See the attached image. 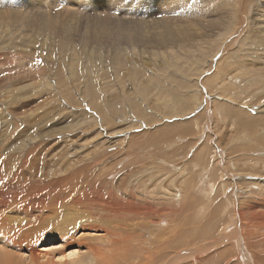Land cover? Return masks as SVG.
Returning a JSON list of instances; mask_svg holds the SVG:
<instances>
[{
	"label": "rangeland",
	"instance_id": "374dc122",
	"mask_svg": "<svg viewBox=\"0 0 264 264\" xmlns=\"http://www.w3.org/2000/svg\"><path fill=\"white\" fill-rule=\"evenodd\" d=\"M162 1L164 6L160 5L161 0H0V13L3 11L2 15L5 14L0 19V26L2 27L0 29V141L2 142H0V149L4 150L3 145L6 144L5 140H8L7 149L10 147L18 149L24 144L26 146L22 147V152H27V147L30 145L34 146L37 141H40L42 144L41 149L39 150L35 146L29 152L31 156L29 163L33 169L36 164L40 169L41 166L43 168L45 165L41 164L42 160L40 159L46 155V160H48V156L52 155V157L59 156L56 162L57 166L62 167L65 163L66 165L63 169H66L68 165L72 164L69 169H84L87 176L95 173H104L105 170L107 171V173H104L106 177V174L110 173V169L111 172L114 171L113 181L101 179L96 174L98 177L97 186L99 188L102 187V189L98 188L99 191H94L95 195L100 194V191H103L107 185L115 186L114 190L116 193L120 192L119 186L126 184V178L134 185L136 194L141 192V188L143 189L141 194H144L145 186L150 187L154 191L150 197L152 196L151 198L156 199L155 202L152 201V204L161 203L169 209L167 211L169 215L167 219H170L169 221L167 220L168 223L166 225L168 227H173V225L181 227L180 231H177L179 235L177 233L172 234L176 235V237L167 235L174 239L172 241L173 245L161 248L158 242L154 241L158 236L157 234H161L163 229V227L159 228L160 221L157 220V217L151 215V223H147L148 219H138L137 222L145 220L144 222L148 225L151 232L150 235L154 239L146 238L143 241L132 244L136 253L140 252L143 247L153 249L149 256L143 253L138 256L140 264H146L142 262L144 256L156 257L154 264L160 263L165 258L167 260L172 259L174 254L172 251L178 249L180 245L181 249L178 250L184 255H182L183 258L180 262L174 264H196L199 262V264H223L220 253H225L226 256L227 254L230 255L228 253L231 252L229 249L230 243L220 244L217 247L213 245L208 250H206L207 248L202 249L206 245L205 243L212 241L218 235L216 232L218 230L216 227L215 229L213 228V235H209L194 228L197 227V223L198 226L201 225L199 220L203 218L204 220L227 218L225 214L217 213V210L222 208L221 203L230 196V188L232 186L229 188V185L238 176L232 177V174H229L228 167L232 168L231 161L228 163L223 156H218L216 154L217 149L222 150L224 153L233 150L232 153H235L234 155H238L241 152L244 153L245 150L238 146L246 141L247 144L248 140L235 141L234 131L241 130L240 125L245 126L248 130H250L249 127L258 129V127H255L256 125L264 126V111L259 112L262 109L248 108L257 106L254 105L257 98L255 99L252 96L246 97L242 104L245 94L243 95L239 90H236L233 92L234 94L236 93V98L237 96L242 98L240 105L244 107L241 109L251 114L250 123H242L248 116L243 115L242 119L233 113L231 115L234 119L228 116L226 119L219 121L218 119L225 113L218 111L220 109L218 102L226 105L233 103L235 102L233 101V95H228L227 99L229 101H226L221 99L222 95L216 96V93H218L217 89H212L216 93H210L205 90L210 87L207 82L217 77V72L222 67L223 70L228 71V74L230 73L229 76H234L236 73L234 72V61H238L235 55L237 48L247 52L243 32L235 40L236 42H223L219 51H217V55L211 57L218 46L214 42L215 31H211V28L209 29L207 26L215 18L214 16L212 18V14L208 13V11L219 2L226 4L225 8L233 7V0H229V2L228 0H217L214 2L215 4L207 2V0H195V2L193 0ZM166 1H168V5L165 4ZM173 1L175 2L173 3ZM258 1L264 5L263 0ZM256 4L251 6L249 10L256 7ZM188 5H191V7H188ZM261 10L257 8L255 12ZM16 11L35 17L40 15L48 20L51 18L56 21V28H53L50 33H46V31L44 33V31L34 28L28 18H23L24 23L19 19L8 18L9 15ZM174 12H179V15L174 14ZM147 13L150 14L148 15ZM251 13H247L249 21L254 16V13ZM122 17L127 18L123 19ZM162 18L168 21L169 24L181 25L185 22V24L190 23V26L195 27L192 28L193 30L190 28L189 31L195 37H198L201 42L195 39L197 40L195 43L196 48L195 46L192 47V53L183 50V47L179 48L178 46L181 45V42L179 45L175 44L176 46L170 47L155 46L149 42L153 26L148 23L154 24L158 19L161 20ZM117 20L125 25V27L119 28V34L123 38L121 40L126 39L125 36L127 35L122 33H126L128 30H132L136 34L131 41L111 43L110 36L118 35L115 31L119 24ZM147 21L148 23H146ZM69 25H74L75 28L72 26L70 30L73 43H66L67 47V45H62L58 42V35L60 31L65 30V27ZM4 27L5 29H3ZM86 27L90 29L88 30L89 42H83L80 38L83 28ZM105 27L106 29H104ZM146 32L150 33L147 34ZM149 34L150 36H148ZM92 37H95L96 41L101 43H94ZM201 37L203 40H201ZM60 44L62 47H59ZM62 48H65L67 52ZM97 49L100 50L97 51ZM63 51H65V54L67 53V58H61L62 56L60 55L65 57ZM97 58L99 61L95 63ZM251 58L253 62L256 55ZM243 60L246 63L242 62L247 65L250 59L245 56ZM220 63L223 64L221 68ZM259 63L261 62H257L256 66ZM246 67L242 69V72L235 74V77L239 78L235 86H238V89L244 87L246 90L258 91L259 95L264 94V84L261 85L264 83V73L259 72L257 68L255 69V66L245 72ZM81 69L82 71H80ZM84 69L86 70L84 71ZM90 73L96 80L94 86L98 91L96 95L99 96H95L96 101H94L92 108L89 105L91 97L85 93L87 77ZM251 83L253 87H251ZM201 84L204 86L206 94L201 91L203 89ZM259 85L262 86L260 91L258 90V88L260 89ZM82 92L84 93L82 94ZM72 98L73 102H70L71 100L69 99ZM178 100L181 101L178 102ZM183 102L186 103V106H179ZM247 102H250L248 103L250 104L249 106L245 104ZM74 103H77V105H74ZM17 106L18 108H16ZM96 109L102 113V117H96ZM261 114L262 116L260 117L262 118L258 119L257 116ZM239 119L242 122H239ZM235 121H238V123L232 125ZM197 127H203L202 134ZM239 134L241 135V133ZM258 137L260 135H251L252 143H256L255 139ZM228 146L233 147L228 149ZM234 146L237 147L236 152L234 151L236 149ZM15 152L13 151V153ZM36 157L37 159L34 161ZM260 157L262 160L264 159V152L255 155V158ZM44 160L43 163H45ZM217 162H220V167H225V171H220L222 174L235 178L233 180L227 176V178L223 177L220 179L226 182L227 185V192L222 197L221 195L218 197L217 189L219 186H215L216 189L214 188L213 191H210L209 188V181L217 173L212 170L217 166ZM155 169L159 170L156 171ZM215 169L217 170V167ZM180 171H183V174ZM259 179L263 178L259 177ZM245 181L247 182V179ZM160 185H162V188ZM239 186L238 189L243 194L246 189H249L247 188L249 187V182L248 186L245 187L246 189ZM176 189H178L176 193L183 194V196L180 195V205L173 202L175 197L171 198L169 196L168 201L161 199L162 196H165L167 190H171L170 193L174 195L176 194ZM256 191L258 192L257 189ZM160 192L161 196H159ZM203 192L209 196L207 198L203 197ZM103 196L105 197V195ZM246 196L249 197V195ZM139 200V198L136 199L137 202H141ZM170 211L172 212L171 215ZM199 212H202L203 216ZM99 214L101 216L100 212ZM228 218H230V214ZM130 220L132 222L134 219L131 217L128 222ZM166 225L165 227H167ZM205 225H207V231H210L212 227L209 226L208 222ZM150 226H152V229H150ZM164 233L169 234L165 230ZM181 234H184V237ZM180 236L182 238L177 239ZM213 242L215 243L214 240ZM198 244H200L199 247H197ZM177 245L179 246L176 247ZM187 245L189 247L186 249ZM58 246V242H47L40 246L38 250L40 253H50L57 250ZM0 248H2L0 249L2 251L0 254L4 251H9V249L6 250L1 245ZM160 248L162 250L161 253H164L165 256L156 255V252L160 254ZM12 252L10 251L9 255ZM81 252L84 251L82 250ZM189 252L190 254L193 252L191 254L193 255L192 257ZM13 253L15 260L12 259L14 262L21 260L17 264H29L28 259L24 257L26 255L20 256L18 254L16 256L15 252ZM56 258L57 256L53 258L52 263L60 264V262L56 261ZM193 258L196 260L195 263H193ZM46 259H49V257H45L44 260L40 254L39 256L37 254L34 263L49 264L46 263ZM83 259L86 260L87 258L83 257ZM131 262L133 263L130 260ZM234 263L236 262L234 261Z\"/></svg>",
	"mask_w": 264,
	"mask_h": 264
},
{
	"label": "bare ground",
	"instance_id": "6f19581e",
	"mask_svg": "<svg viewBox=\"0 0 264 264\" xmlns=\"http://www.w3.org/2000/svg\"><path fill=\"white\" fill-rule=\"evenodd\" d=\"M184 1H181V2H184ZM215 1H217V0H207V2H211V3H214ZM162 2L163 1L161 0L160 5L164 6V3L162 4ZM167 2L168 1H166L165 4H167ZM174 2L175 1H173V3ZM228 2H229V0H228ZM232 4H233V7H230L231 9L225 8L226 4L224 5L222 2H219L217 5H214L212 8H210V10L207 9V10H209L208 13L212 14V18H213V16L215 17L207 24V26L209 27V29L211 28V31H215L216 36L214 38V42L218 46L214 50L211 57H214L217 55V51H219L220 45H222L223 42L230 41V43H232L236 39H238L239 36H241L244 32V36H243L244 41H245L244 44L246 43V46H247L246 49H247L248 54L246 55L247 52L245 50L243 52V49L240 50L239 48H237L235 50V51H237L235 55H236V59L238 61H234V67H235L234 72H236L235 74H237L238 72H242V69L245 68L246 66L247 67L244 71L247 72V70H249L250 68L252 69L255 66V69L257 68L259 72L261 71V73H264V5H263V3L259 2L258 0H233ZM254 4H256V7L249 10L250 7L253 6ZM255 8L256 9L260 8V10L262 9L263 11L261 10L259 12H255L256 11ZM2 12L0 13V19H2L3 15H5V14L2 15ZM251 12L254 13V16L249 21V18L247 19V13H251ZM5 17H7V16H5ZM9 17H12L13 19L22 20L23 23H24L23 18H28V20L31 22V24L34 28H36L39 31H44V33H45V31H46V33H50V31L53 30V28H56V21L55 20L53 21V19H51V18H50V20H48V19H45V17L40 16V15L35 17L33 15H30V14L25 15V14H22V12L19 13L18 11H16L13 14L9 15L8 18ZM46 18H47V16H46ZM148 21H150V20H148ZM148 21L146 23H148ZM119 22L120 21H118V23ZM183 23L184 24H181V25L175 24V23L169 24V22L163 20V18L161 20L158 19V21L154 24L148 23L149 25L153 26V32H152L151 38L149 39V42H151L155 46H163V47H166V46L170 47V46H173L175 44L179 45V43L181 42V45L178 47L179 48L183 47V50H186L187 52L192 53L191 52L192 47L196 45L195 43L199 39H198V37H195L194 34H191V32L189 31L190 28L192 29L195 27L190 26L189 25L190 23L189 24H185V22H183ZM143 24H145V23L143 22ZM4 26H5V23H4ZM72 26L75 28L74 25H72ZM72 26L69 25V26L65 27L66 28L65 30L60 31V33L58 35V40H59L58 42H60L62 45H64V44L67 45L66 43H70V42L73 43V41L71 40V35H70V30H71ZM99 27H101V26H99ZM120 27H125V25L123 23L118 24V27H116V29H115V31L118 33V35L110 36L111 43L112 42L113 43L114 42L119 43V42H123V41L125 42L126 40L131 41L133 39V36H136V34L133 33L132 30H128L126 33H122V34L127 35V36H125L126 39L121 40L123 38H122V35L119 34L120 33L119 28ZM1 28L2 27L0 26V29ZM149 28H150V26H149ZM3 29H5V27ZM104 29H106V27ZM88 30H90V29H87V27L83 28V33H81L82 35L80 36V38H81V40H83V42L84 41L89 42ZM200 30H201V28H200ZM134 31H136V30H134ZM154 31H156V32H154ZM101 32H103V31H101ZM95 33H98V32H95ZM107 33H109V32H107ZM148 33H150V32H148ZM148 36H150V34ZM199 36H201V35H199ZM101 38H102V36H101ZM101 38H99V40H101ZM107 38H108V36H107ZM110 39H109V41H110ZM195 39H197V40H195ZM209 39L211 40L210 37H209ZM201 40H203V38ZM92 41H94V43L95 42L98 43V41H96L95 37H92ZM102 41H104V40H102ZM99 43H101V42H99ZM61 44H60V46L59 45L58 46L62 47ZM84 44H86V43H84ZM102 44H103V42H102ZM204 46H206V45L204 44ZM67 47H68V45H67ZM195 48H196V46H195ZM66 49H68V48H66ZM94 49H95V47H94ZM63 50H65V48ZM98 50H100V49H97V51ZM154 50H156V49H154ZM65 51H63V53ZM221 51H222V48H221ZM57 52H58V50H57ZM66 54L64 53L65 57H63V55H60V56H62L61 58H67ZM57 55H59V54L57 53ZM97 55H95V56H97ZM114 55H116V54H114ZM254 55H256V58L254 59V61H256V62H254V61L252 62L251 57H253ZM85 56H87V55H85ZM245 56L249 57V59H250L247 65H245L243 63V62H245V60H243V58ZM200 59H201V57H200ZM114 60H116V59H114ZM95 61H96L95 63H97V61H99L98 58L95 59ZM257 62H261V63H259V65L256 66ZM61 64H62V62H61ZM89 64H91V63H89ZM135 66H137V65H135ZM222 66H223V64L220 63V68ZM227 67L229 68V66H227ZM74 69H75V66H74ZM85 70L86 69H84V71ZM80 71H82V69ZM84 71H83V73H84ZM91 74L92 73H90L88 75L87 82H86L87 85L85 86V93L88 94L89 97H91V101L89 104L91 106L90 108L93 107V103H94V101H96L95 96H97L96 94L98 93V91L96 90V88L94 86L96 83V80H95V78H93V76H91ZM188 74H190V73H188ZM231 74H232V72H231ZM235 74H234V76H229L230 73L228 74V71L223 70V67H222L220 69V71L217 72V77L214 76L215 77L214 79H212L210 82H207L208 83L207 85L210 86L209 88L205 89L204 86H202V84H201V86L203 88V89H201V91L204 94H206V92H204V89H205L210 93H214L215 91H212V89L215 88L218 90L217 91L218 93L215 92L216 96L219 97L222 95L221 99L226 100V101H229V99H227L228 95H233V98H234L233 101H235L233 103H229L226 105V104H223L222 102H218V106L220 108V109H218V111L225 113L218 120L219 121L224 120L228 116L233 118V116L231 115L233 113V114H235V116H239L240 118H242L243 115L248 116L247 119L243 120L244 122H242V120L239 119V122H242L243 124H247V123H250L249 119L251 117V114L246 113L245 111H243L241 109L244 107V106L240 105V102H241L240 100L242 98L239 96H237V98H236V95H235L236 93L234 94L233 92H235L236 90L237 91L239 90L241 93H243V95L245 94L243 97L242 104L246 100V97L252 96V97H255V99L257 98L256 102H254V105H257V106H253V107L251 106L248 108L262 109L259 112L264 111V94L259 95L258 91L246 90V89H244V87L242 89H238L239 87L235 86V84H236V81L239 80V78L235 77ZM73 75H74V73H73ZM72 78H74V77H72ZM260 82L262 83V81H260ZM263 84L264 83H262L261 85H263ZM261 85H259L260 86V89L258 88L259 91L262 90ZM251 87H253L252 83H251ZM83 93L84 92H82V94ZM22 95H21V97H22ZM201 96H203V95H201ZM97 97H99V96H97ZM61 98H63V97H61ZM101 99L103 100V98H101ZM186 99L189 100L188 98H186ZM69 100H71L70 102H73V98L69 99ZM180 101L178 100V102H180ZM248 103H250V102H247L245 104L247 105ZM75 104L77 105V103H74V105ZM185 104L186 103L183 102V103H180L179 106H186ZM164 105H165V103H164ZM249 105L250 104H248V106ZM171 106H172V104H171ZM16 108H18V106ZM174 109H175V107H174ZM177 110H178V108H177ZM96 111H97L96 117H98V116L102 117V113L97 109H96ZM102 111L104 112V110H102ZM135 114H137V113H135ZM170 116H172V115H170ZM174 116H176V115H174ZM260 116H262V114L257 116L258 119L262 118ZM204 117H205V115H204ZM230 121H231V118H230ZM234 123H238V121L233 122L232 125H234ZM249 125H251V124H249ZM255 127H258V129L249 127V129L251 130L250 131V130L246 129L245 126L240 125L241 130L238 129L239 132L234 131L233 135H234L235 141L236 140L239 141L242 139L248 140L247 144H246V142H247L246 141V142H244V144L242 142L238 146V147H242L245 150L244 153L241 152L238 155L237 154L234 155L235 153H232L233 150L228 152V153H226V152L224 153L222 150H218V149L216 152V154L218 156H221V157L223 156V158H225V160L228 161V163H229V161H231L230 164H231L232 168L230 166L228 167L229 174L231 173L232 177L238 176L236 179L234 178L235 179L234 180L231 176L227 175L228 178L234 180V181H232V184L229 185V188H230V186H232L230 188L231 193H230V196L227 197V199L225 198L226 199L225 201L223 200L224 202L221 203L222 206L220 204V206L222 208L217 210L218 211L217 213L221 212L222 214H225V217H227V218H215V220L214 219L204 220V218H203V219L199 220V224H201V225L198 226V223H197V227L194 228L195 230H200L202 233H206L209 235H213V232H212L213 228L215 229V227H216L218 230V231H216L218 234L217 235L218 237L216 236L215 238H213L210 236L211 238H213L215 243L213 242V240L208 241L207 243H205L206 245L202 249L207 248L206 250H208V249H211L213 245H214V247H217L220 244H224V243L229 244L230 243L229 249L232 252V254H231V252H228L227 250H226V252L230 253V255L227 254V256L229 255V257H227L225 253H220V255H222V257H221L222 261L221 262L223 264H237V263L238 264H264V159L262 160L261 157L255 158V155L261 154L264 152V126L260 127V126L256 125ZM197 128L199 129V132L202 134L203 127H197ZM239 133H241L242 136ZM255 134L260 135V137L255 139L256 143H254V142L252 143L251 135H255ZM247 135H249V136L247 137ZM32 139H34V138H32ZM41 140H43V139H41ZM5 141H6V144L3 145L4 150L0 149V245L6 250L9 249V251L3 250L4 252L0 254V264H17V263H20L21 260L15 261V262L13 261V259H14L13 255H12L13 252H15L16 256H18V254L20 256L26 255L24 257L26 259H28L29 264H36V263H34V260L36 259L37 254H38V256L40 254L41 258H44V260H45V257H49V259H46V263L53 264L52 260L54 257H56V256L58 257L60 255H66L67 254L66 252L69 250H73V252H76L77 255L71 260L60 261V264H73V263H75V264H140L139 263L140 261H138V256L141 255L142 253L144 255L149 256V254L153 251V249H148V248L143 247L140 250V252L136 253L134 251L132 244L136 243V242L143 241L146 238H152L153 236L150 235L151 232L149 231L148 225L144 222L145 220L142 222L141 221L137 222V220L144 218V219H148L147 223H151V220H152L150 218L151 215H155L157 217V220L160 221L159 228L161 229L163 227L161 234L156 233L158 236L156 237L155 240L153 238H152V240L157 241L159 247H161V248L168 246V245H171V244L173 245L172 241H174V239L170 238V236L176 237V235H172V234H174V233L178 234L177 231L178 230L180 231L181 226L173 225V227L172 226L168 227L166 225V223H168L167 220L169 221V219H170V218L167 219V216H169L167 214V211L169 209L167 207H165L164 204H161V203L152 204V201L155 202L156 199L151 198L152 196L150 197L151 193L154 192L150 187L145 186V188H144L145 193L143 192L144 194H141V192L143 190L142 188H141V192L138 191L139 193L137 192L138 194H136V192L134 190L135 189L134 185L131 184L126 178V180H125L126 184L125 185L122 184V186H124V187L119 186L120 192L118 191L116 193V191L114 190L115 186L107 185V186H105V189L103 191H100L101 192L100 194L95 195L94 191H99L98 190L99 186H97V182H98L97 176H100L101 179L113 181L114 175H115V172L113 170H112L113 172H111V169H110L109 170L110 173L106 174L107 175L106 177L104 176L105 175L104 173H107V171H105V170H104V173L103 172L95 173V174L87 176L85 174L84 169H81V170L69 169V167L72 164L68 165L66 169H63V167L66 165L65 163H64V166H62V167L57 166L56 162H57V159L59 156L52 157V155L48 156V158H49L48 160H46L47 159L46 155L43 156L42 159H40V160H42V163L41 162L40 163L45 165L43 168L41 166V169H40L38 167V165L36 164V167L33 169L29 163V160L31 158V156L29 155V152L35 146H37V149L40 150L42 147V144L40 143V141H37L36 145H34V146L30 145L29 147H27V150H26L27 152H22V147L24 148V146H26L24 144L22 146H20L18 149L16 147H10L7 149L8 140H5ZM26 142H28V141H26ZM232 147L233 146H228V149H230ZM234 147L236 148V149H234V151L237 150V147L236 146H234ZM13 151L14 152L16 151V152L13 153ZM224 151H225V149H224ZM34 152H35V150H34ZM36 152L38 153V151H36ZM103 157H105V156L103 155ZM36 159H37V157L34 159V161ZM43 160L45 161V163H43ZM163 162H164V160H163ZM159 163H161V162H159ZM41 164H39V165H41ZM106 164H108V163H106ZM106 164H105V166H107ZM216 164H217V166H215V167H217V170L215 169V167L212 170H213V172H217V173L209 181V188H210V191H213L215 186H219L217 189L218 197L220 195L222 197V195H225L227 192V185H226V182H223L220 179H222L223 177L227 178V176L220 172V171H222V172L225 171V167H220V165H219L220 162H217ZM161 165H164V164H161ZM167 166H169V165L167 164ZM111 167H108V168H111ZM160 167H159V169H160ZM100 168H102V167H100ZM158 170H156V171H158ZM6 171H7V174H6ZM96 174H98V175L96 176ZM99 174H101V175H99ZM95 176L97 177V179ZM151 176H153V175H151ZM256 176H258V177L256 178ZM259 177H262L263 179H259ZM242 179H244V180H242ZM245 179H247V182L245 181ZM243 181H245V182H243ZM248 182H249V187H247ZM104 184H106V183H104ZM110 184H112V183H110ZM238 186L239 187L242 186L243 189H246L245 187L249 188L248 190L247 189L245 190V193H243L244 196H242L243 194H241V191L238 189ZM160 187L162 188V185H160ZM99 189H102V187ZM256 189L258 190V192L256 191ZM150 190H152V191H150ZM164 190H166V189H164ZM170 191L171 190H167L165 193V196H162L161 199L163 198L164 201H168L169 196L171 198L175 197L173 202H175L176 204H179L180 203L179 202L180 195L183 196V194L182 193L181 194L176 193L178 191V189H176V191H175L176 194H174L175 195L174 196L173 194L170 193ZM172 192H173V190H172ZM146 193H148V194H146ZM166 194H168V195L166 196ZM103 195H105V197ZM202 195L205 198H207L209 196L205 192H203ZM246 195H249V197H247ZM159 196H161V192H160ZM138 198L140 199L139 201H141V202L136 201V199H138ZM169 201H171V200H169ZM206 202H208V201H206ZM215 211H216V209H215ZM99 212L101 213V216H100ZM171 213L172 212L170 211V215H171ZM204 213H205V211H204ZM200 214H202V212ZM229 214H230V218H228ZM202 216H203V214H202ZM131 217L134 220H132V222H131V220H130V222H128L129 218H131ZM158 221H154V222H158ZM206 222H208L209 226L212 227L210 231H207L208 228L206 227L207 225H205ZM165 225L167 227H165ZM151 227L152 226H150V229H152ZM164 230L167 231L169 234H165ZM167 235H170V236L168 237ZM65 236L69 237L67 242H65L62 239ZM181 238L182 237L180 236L177 239H181ZM53 241L59 243L57 250L51 251L50 253H47V252L46 253H40L39 252L38 249L40 246H42L43 244H46L47 242L53 243ZM104 243H106V244H104ZM150 243H154V242H150ZM180 243H182V242H180ZM227 244H225V245H227ZM189 245L186 246V249H187V247H189ZM193 245H195V244L193 243ZM199 245L200 244H198L197 247H199ZM178 246L179 245H177L176 247H178ZM161 248H160V254L158 252H156L157 256H159V255L165 256L164 253L163 254L161 253L162 252ZM223 248H225V247H223ZM0 249H2V248H0ZM178 249H181V245L178 247ZM178 249L172 251V252H174L173 256L170 254V256H172V259L167 260V258H165V260L164 259L161 260L160 263H158V264H168V263L174 264L176 262H180L183 258L182 255H184V254H181L182 252ZM192 249L194 250V248H192ZM216 249H218V248H216ZM82 250L84 252H81ZM168 250H170V249H168ZM10 251L11 252L13 251V252L9 255ZM0 252H2V251H0ZM168 252H170V251H168ZM193 252H191V254ZM197 252H199V251H197ZM189 254H190V252H189ZM148 256H144L142 259V262L146 263V264H151V263L154 264L156 257L150 258ZM192 256L193 255H191V257ZM194 256H196V255H194ZM83 257H86L87 261L85 259H83ZM166 257H168V256H166ZM18 258H21V257H18ZM130 260L133 261V263L132 262L130 263ZM197 260H198V258H197ZM56 261L58 262V259ZM193 261H194L193 263H195L196 260L194 259ZM234 261L236 263H234ZM197 262H199V261H197ZM199 263H196V264H199Z\"/></svg>",
	"mask_w": 264,
	"mask_h": 264
},
{
	"label": "snow or ice",
	"instance_id": "6c2138e0",
	"mask_svg": "<svg viewBox=\"0 0 264 264\" xmlns=\"http://www.w3.org/2000/svg\"><path fill=\"white\" fill-rule=\"evenodd\" d=\"M193 2H195V0H193ZM188 7H191V5H188ZM174 14L179 15V12H174ZM62 239H63L65 242H67L68 239H69V237L65 236V237H63ZM50 250H51V249H50ZM76 255H77L76 252H73V251H70V250H69V251H67V254H66V255H60V256L57 257V259H58V262H60V261H65V260H71V259H73Z\"/></svg>",
	"mask_w": 264,
	"mask_h": 264
}]
</instances>
